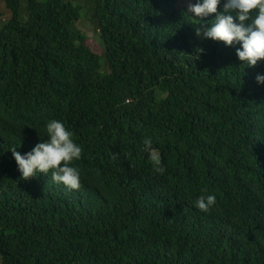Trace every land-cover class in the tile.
Listing matches in <instances>:
<instances>
[{
  "label": "trees",
  "instance_id": "16d2710c",
  "mask_svg": "<svg viewBox=\"0 0 264 264\" xmlns=\"http://www.w3.org/2000/svg\"><path fill=\"white\" fill-rule=\"evenodd\" d=\"M182 1L84 0L99 53L84 5L5 0L0 264H264V61L198 37ZM52 119L82 147L79 189L24 180L12 156Z\"/></svg>",
  "mask_w": 264,
  "mask_h": 264
},
{
  "label": "clouds",
  "instance_id": "9594fccd",
  "mask_svg": "<svg viewBox=\"0 0 264 264\" xmlns=\"http://www.w3.org/2000/svg\"><path fill=\"white\" fill-rule=\"evenodd\" d=\"M185 14L198 25V37L220 41L225 46L239 45L236 55L243 65L254 67L264 61V0H195L194 3L189 0ZM255 80L258 85H264V74H257ZM45 131L47 139L30 151L21 154L17 149L11 150L21 178L29 180L41 173L50 174L53 183L70 190L79 189L81 172L73 162L81 158L82 147L74 139V132L56 119L46 123ZM144 143L151 145V140ZM152 158L156 170L163 173L159 157ZM215 204V194H208L199 196L194 207L207 213Z\"/></svg>",
  "mask_w": 264,
  "mask_h": 264
},
{
  "label": "rangeland",
  "instance_id": "374dc122",
  "mask_svg": "<svg viewBox=\"0 0 264 264\" xmlns=\"http://www.w3.org/2000/svg\"><path fill=\"white\" fill-rule=\"evenodd\" d=\"M75 2L79 5H84V11H83V19L80 23V29L87 35L89 38L88 44L98 51L99 53L102 52V47L100 46L99 42V33H98V24L92 17V8L90 4H85L84 0H75ZM193 3V0H191ZM189 0H183L181 2L182 5H188ZM76 4V5H77ZM0 10L4 14V18L0 19V28L3 23H6L11 18V13L7 11L5 0H0ZM22 17L24 20L27 19V3L26 1H23L22 3Z\"/></svg>",
  "mask_w": 264,
  "mask_h": 264
}]
</instances>
